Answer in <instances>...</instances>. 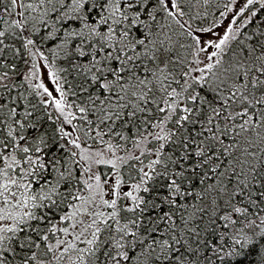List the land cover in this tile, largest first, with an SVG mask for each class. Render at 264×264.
Wrapping results in <instances>:
<instances>
[{
  "label": "snow or ice",
  "instance_id": "1",
  "mask_svg": "<svg viewBox=\"0 0 264 264\" xmlns=\"http://www.w3.org/2000/svg\"><path fill=\"white\" fill-rule=\"evenodd\" d=\"M0 264H264V0H0Z\"/></svg>",
  "mask_w": 264,
  "mask_h": 264
}]
</instances>
